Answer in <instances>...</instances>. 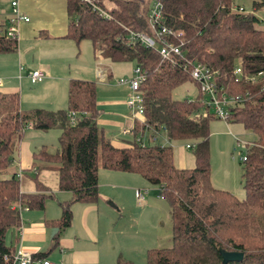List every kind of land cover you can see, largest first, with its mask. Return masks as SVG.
Segmentation results:
<instances>
[{
    "label": "trees",
    "instance_id": "1",
    "mask_svg": "<svg viewBox=\"0 0 264 264\" xmlns=\"http://www.w3.org/2000/svg\"><path fill=\"white\" fill-rule=\"evenodd\" d=\"M153 2L161 6L163 26L179 34L167 42L181 44L186 60L214 73L217 97L240 99L226 108L225 123L239 124L256 138L241 162L242 200L210 184L208 124L216 117L198 89L191 101L171 98L172 91L186 82L197 88L189 67L183 69L179 60L174 65L163 62L154 49L128 40L132 32L156 41L147 21ZM64 3L68 19L64 38L75 44L87 41L109 62L132 63L143 72L138 91L144 127L152 133L161 131L168 142L191 143L194 166L176 168L167 145L141 141L123 148L111 145L94 122L93 82L70 80L65 110L53 112L21 110L17 94L0 93V176L9 172L0 178V264H7L5 259L15 252L5 245V236L18 227L19 210H42L50 197L41 192L38 173L53 172L57 191L71 197L59 204V218L50 223L56 227L52 239L56 245L58 233L70 224V205L97 201L99 169L139 176L156 187L168 205L171 246L147 250L144 264H221L219 250L241 253L240 262L227 264H264V26L253 13L264 7V0L253 3L251 13L234 7L231 0H92L96 9L80 0ZM6 22L0 20V55L17 49V40L5 35ZM237 67L239 76L233 74ZM27 128L59 132L55 153L42 147L31 156L37 189L33 194L21 193L19 174L9 171L16 144Z\"/></svg>",
    "mask_w": 264,
    "mask_h": 264
},
{
    "label": "crops",
    "instance_id": "2",
    "mask_svg": "<svg viewBox=\"0 0 264 264\" xmlns=\"http://www.w3.org/2000/svg\"><path fill=\"white\" fill-rule=\"evenodd\" d=\"M17 8L19 14L28 21L17 23L16 52L0 55V93L17 94L21 110L53 112L65 110L70 80L93 82L96 107L94 122L111 145L123 148L134 141L146 144L145 133L149 135L148 143L158 144L157 137L160 134L168 142L161 131L152 133L145 128L142 116L126 107L127 89L116 85V80L110 82L115 74L106 57L93 51L90 44L91 60H87L81 56L80 47L85 41L75 44L64 38L68 22L64 0H21ZM10 19V16L4 19L7 27ZM37 70L43 73V77L31 83L28 75ZM49 131L39 133L45 136ZM39 133L27 128L13 153V164L9 171L19 174L21 193H37L34 181L32 178L27 179L26 175L34 176V171L30 169L31 156L45 147ZM58 135L56 130L53 136ZM188 149L191 148L184 147V150ZM184 150L181 149V153ZM182 158L180 155L177 164L173 159L178 169H186ZM49 173L53 172L42 171L36 175V180L44 187L40 191L50 196L45 198L43 209H20L18 227L9 230L5 236V245L14 251L20 250L30 259L38 257L33 260L35 263L117 264L128 260L124 254L135 245L137 237L143 240L145 235H150V231L133 230L127 224L124 213L127 212L126 206L130 200L133 202L137 192L143 193L139 189L133 190L138 183L133 177H128L132 174L99 169L97 201L94 204L70 205V224L58 233L56 245H53L56 227L50 223L59 218V204L69 202L71 197L67 192L57 191L54 173V177L51 176L54 179L52 185L47 186ZM142 195L144 197V193ZM159 200L163 199L159 197ZM144 201L142 198L140 203Z\"/></svg>",
    "mask_w": 264,
    "mask_h": 264
},
{
    "label": "rangeland",
    "instance_id": "3",
    "mask_svg": "<svg viewBox=\"0 0 264 264\" xmlns=\"http://www.w3.org/2000/svg\"><path fill=\"white\" fill-rule=\"evenodd\" d=\"M13 0H0V20H4L8 16L11 17L10 2ZM17 4L21 0H15ZM23 1V0H22ZM234 7H239L244 13L252 12V4L259 3L261 0H231ZM254 15L264 22V7L253 12ZM81 56L91 60L90 43L85 41L81 45ZM84 58V59H85ZM107 59V58H106ZM96 61V60H93ZM107 62L111 66L114 72L112 76L113 83L115 80L130 79L134 65L132 63H118L113 64ZM197 95V88L186 82L178 88L174 89L171 93L173 100H187L191 101ZM210 112H212L210 110ZM208 149H209V170H210V184L213 188L221 191H227L231 193L236 199L242 200L244 198V191L240 183L241 175V157H244L246 147L255 141V136L249 131L244 130L241 125L233 123H225L222 120L213 118L210 119L208 124ZM39 133V132H37ZM56 130H50L45 136L41 133L45 142V147L49 153H55L58 149L57 138L53 136ZM33 134V133H31ZM28 133H26L27 137ZM159 145H167L172 149L174 162L177 164L180 160V155L183 156V162L186 169H191L194 166V160L192 157V148L184 150L185 146H192L189 142H166L162 135L158 137ZM40 140V139H38ZM144 141L149 142V135L144 134ZM181 149L185 152L181 153ZM14 168V166H13ZM9 172L1 175L2 177H8ZM27 179H31L32 175H26ZM53 173H49L47 176V186L52 185L54 179H52ZM133 177L137 181L138 186H134L133 190L139 189L144 193V202L140 203L133 197V202L130 200L124 211L127 216V224L130 229H139L144 232H149L150 235L140 239L137 237L133 240L135 245L128 249L125 253L124 262L131 264H144L145 250L147 249H163L171 246L170 242V219L169 208L164 200H159L157 195V189L136 175H128ZM133 186V185H132ZM129 193V192H128ZM142 193V194H143ZM129 200V199H127ZM126 223V222H125Z\"/></svg>",
    "mask_w": 264,
    "mask_h": 264
},
{
    "label": "built area",
    "instance_id": "4",
    "mask_svg": "<svg viewBox=\"0 0 264 264\" xmlns=\"http://www.w3.org/2000/svg\"><path fill=\"white\" fill-rule=\"evenodd\" d=\"M82 3L92 6V0H80ZM93 9H96L92 6ZM160 4L157 2H153L150 6V9L147 14L148 27L152 31L156 41L151 37H148L142 33H132L128 32V40L131 41L133 39L138 40L141 44H143L146 48L154 49L157 52L159 59L163 62H167L169 64H175L177 61H182L183 69L188 70V74L190 79L197 85L198 93L203 97L202 102L207 106L213 113V115L225 122L227 118L226 108L230 105L235 104L240 99L238 97H227L225 95H220L217 97V89L214 84V73L208 71L203 65L200 63H193L190 60H186L180 51L179 45H173L167 42V38L173 36H179V34H175L170 30L166 29L163 26L161 13H160ZM11 9V19L10 24L6 29L5 35L10 39L17 40V23L27 22L28 19L19 14L17 8V2L15 0L10 2ZM103 17L106 15L98 11ZM264 26V22H263ZM239 68H235L233 74L235 76L240 75ZM132 77L128 80L119 78L115 81V84L118 86H124L127 89V96L125 99L126 107L133 113L141 115L142 114V98L138 91L140 83L144 79V73L141 72L138 68H134L132 70ZM102 76V75H101ZM43 77V73L39 70L33 71L28 75V78L31 83L38 82ZM73 114H69L70 123L73 124ZM188 148V146H185ZM244 157H241L240 161H244ZM136 199L140 202L143 198V195L140 192L135 194ZM6 263L11 264H51L48 261L41 262H33L26 253L18 250L15 251L13 255L5 259Z\"/></svg>",
    "mask_w": 264,
    "mask_h": 264
},
{
    "label": "water",
    "instance_id": "5",
    "mask_svg": "<svg viewBox=\"0 0 264 264\" xmlns=\"http://www.w3.org/2000/svg\"><path fill=\"white\" fill-rule=\"evenodd\" d=\"M218 252L221 257V264H227L229 262H240L242 258L241 253L226 252L223 250H219Z\"/></svg>",
    "mask_w": 264,
    "mask_h": 264
}]
</instances>
